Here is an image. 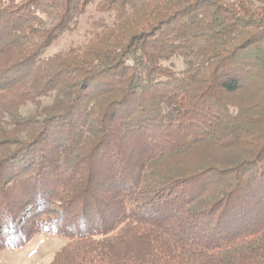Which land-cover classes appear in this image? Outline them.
I'll use <instances>...</instances> for the list:
<instances>
[{
    "label": "trees",
    "instance_id": "obj_1",
    "mask_svg": "<svg viewBox=\"0 0 264 264\" xmlns=\"http://www.w3.org/2000/svg\"><path fill=\"white\" fill-rule=\"evenodd\" d=\"M40 234L264 264V0H0V254Z\"/></svg>",
    "mask_w": 264,
    "mask_h": 264
},
{
    "label": "rangeland",
    "instance_id": "obj_2",
    "mask_svg": "<svg viewBox=\"0 0 264 264\" xmlns=\"http://www.w3.org/2000/svg\"><path fill=\"white\" fill-rule=\"evenodd\" d=\"M86 28V18L83 19L78 32L66 35L62 41L50 50V54L56 53L61 48L70 44L72 40L82 39ZM50 100L46 105L50 104ZM25 115L34 111V107L22 109ZM67 240L59 236L38 235L30 244L18 250H4L0 254V264H50L55 254L66 244Z\"/></svg>",
    "mask_w": 264,
    "mask_h": 264
}]
</instances>
